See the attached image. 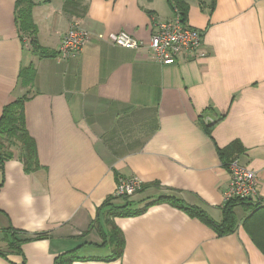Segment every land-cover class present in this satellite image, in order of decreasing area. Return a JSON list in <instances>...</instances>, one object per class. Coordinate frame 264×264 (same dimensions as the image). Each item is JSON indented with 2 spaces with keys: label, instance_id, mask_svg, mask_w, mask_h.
Here are the masks:
<instances>
[{
  "label": "crops",
  "instance_id": "1",
  "mask_svg": "<svg viewBox=\"0 0 264 264\" xmlns=\"http://www.w3.org/2000/svg\"><path fill=\"white\" fill-rule=\"evenodd\" d=\"M16 1L0 0V117L26 96L34 148L30 162L19 144L0 149V264H264L254 240L264 210L245 226L253 207L236 206V229L218 237L153 203L175 197L220 222L230 157L218 150L236 144L264 209V0H181L206 56L168 66L148 56L152 19L174 15L167 0H32L37 49L17 28ZM75 19L88 41L59 61ZM118 32L143 47L110 44ZM120 179L141 187L117 198Z\"/></svg>",
  "mask_w": 264,
  "mask_h": 264
},
{
  "label": "built area",
  "instance_id": "2",
  "mask_svg": "<svg viewBox=\"0 0 264 264\" xmlns=\"http://www.w3.org/2000/svg\"><path fill=\"white\" fill-rule=\"evenodd\" d=\"M170 20L152 19L151 34L148 43V56L151 60L163 65H173L178 58L199 60L206 56L201 50V32L186 26L182 22L179 11L173 8ZM88 41V35L75 19L61 37L57 49V60L62 61L77 56ZM107 41L124 49L138 50L142 43L125 32L108 35ZM229 176L228 185L223 194V204L231 200H243L253 205L259 202V179L257 173L240 164L234 157L226 165ZM141 185L135 179H120L117 182L114 196L131 197L137 193Z\"/></svg>",
  "mask_w": 264,
  "mask_h": 264
},
{
  "label": "trees",
  "instance_id": "3",
  "mask_svg": "<svg viewBox=\"0 0 264 264\" xmlns=\"http://www.w3.org/2000/svg\"><path fill=\"white\" fill-rule=\"evenodd\" d=\"M167 3L172 9L176 8L179 11L183 22L186 14L185 4L181 0H167ZM32 6H33L32 0H17L15 3V21L17 23V28L22 35L21 37L29 38V43L31 47L37 49L36 39H35V26L31 19ZM33 78H34V70L32 68H25L19 72L20 83L25 86L31 84ZM26 100L27 97L23 96L22 98L16 99L15 101L11 102L10 104L6 105L3 108L2 115L0 117V149L5 152L4 150L5 148L19 144L20 146L19 145L18 146L23 151L24 158H26L28 162H30L33 154L34 145H33V141L28 136L24 127L23 106ZM238 151L240 150L238 149L236 144H232L227 149L218 150L219 156L223 160H225L226 157H230V158L235 157L233 155H236L235 153ZM118 198L123 199L127 197H118ZM153 203H168L170 206L183 211L189 217L198 219L205 226L211 229L218 237L231 234L236 229L237 221L234 213V208L236 206H242L245 209H249L253 207L251 212L252 214H250V217L244 221L243 225L245 226L246 223H248V221L258 217V215H260V212H262L261 210H264L258 206L260 204V200L255 205H253L248 201L231 200L223 204V206L221 207V220L220 222H215L202 209L197 207L187 206L181 200L175 197L163 196L155 200ZM134 214L135 212H130V211L117 213V215L120 216H131ZM263 214L264 213H262V215ZM44 237H46L45 234H37L34 235L32 239L37 240ZM263 237H262L263 240L254 239L256 245L262 251L264 250ZM115 245L117 249L120 247V242L116 237H115ZM58 262L61 263L60 261H57V263Z\"/></svg>",
  "mask_w": 264,
  "mask_h": 264
},
{
  "label": "water",
  "instance_id": "4",
  "mask_svg": "<svg viewBox=\"0 0 264 264\" xmlns=\"http://www.w3.org/2000/svg\"><path fill=\"white\" fill-rule=\"evenodd\" d=\"M205 123L207 124V125H210L211 124V121L209 120V118H205Z\"/></svg>",
  "mask_w": 264,
  "mask_h": 264
}]
</instances>
